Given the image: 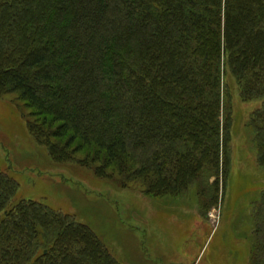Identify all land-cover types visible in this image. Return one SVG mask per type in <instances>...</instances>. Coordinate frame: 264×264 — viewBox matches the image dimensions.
Returning <instances> with one entry per match:
<instances>
[{
    "label": "trees",
    "instance_id": "trees-1",
    "mask_svg": "<svg viewBox=\"0 0 264 264\" xmlns=\"http://www.w3.org/2000/svg\"><path fill=\"white\" fill-rule=\"evenodd\" d=\"M230 81L262 102L249 126L264 168V0H0V95L35 110L30 131L56 162L78 141L98 175L156 197L227 176ZM18 189L0 170V264H123L88 225ZM260 194L252 264H264Z\"/></svg>",
    "mask_w": 264,
    "mask_h": 264
},
{
    "label": "rangeland",
    "instance_id": "rangeland-1",
    "mask_svg": "<svg viewBox=\"0 0 264 264\" xmlns=\"http://www.w3.org/2000/svg\"><path fill=\"white\" fill-rule=\"evenodd\" d=\"M230 83V174L204 173L180 196L156 197L138 179L127 183L117 175H98L99 163L85 159L86 149L74 150L78 141L69 146L71 159L54 161L30 131L40 116L18 94L0 95V170L18 183V200L39 201L74 216L123 264H252L260 217L254 205L264 187V168L257 163L249 123L262 102L242 101ZM68 136L54 141L66 142ZM204 186L209 187L203 191Z\"/></svg>",
    "mask_w": 264,
    "mask_h": 264
}]
</instances>
